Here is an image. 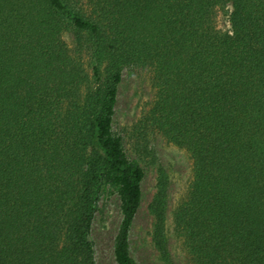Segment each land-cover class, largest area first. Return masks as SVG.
<instances>
[{
	"label": "trees",
	"instance_id": "1",
	"mask_svg": "<svg viewBox=\"0 0 264 264\" xmlns=\"http://www.w3.org/2000/svg\"><path fill=\"white\" fill-rule=\"evenodd\" d=\"M88 3L0 0V264H96L102 182L120 194L116 264H138L129 235L145 170L112 127L131 65L155 71L149 119L194 160L175 220L196 264H264V0ZM68 26L93 43L92 77ZM167 182L160 166L148 204L165 260Z\"/></svg>",
	"mask_w": 264,
	"mask_h": 264
},
{
	"label": "rangeland",
	"instance_id": "2",
	"mask_svg": "<svg viewBox=\"0 0 264 264\" xmlns=\"http://www.w3.org/2000/svg\"><path fill=\"white\" fill-rule=\"evenodd\" d=\"M69 1L80 10L91 12L88 0ZM216 24L223 30L229 28L224 12H218ZM63 38L72 58L79 61L92 77L93 43L88 34L84 32L80 37L72 26H68L63 31ZM101 73L102 83L105 79L103 68ZM154 74L155 71L149 66L131 65L123 69L113 116V131L121 137L128 157L138 161L145 170L141 182V205L130 229V253L138 264H196L184 229L175 220L177 209L190 197L195 164L185 148L172 141L149 119L156 95ZM160 166L168 176L165 232L169 260H165L152 241L153 216L148 210V204L157 190ZM119 195L116 186L103 182L97 190L89 233V238L94 242L96 264H116L114 242L121 221Z\"/></svg>",
	"mask_w": 264,
	"mask_h": 264
}]
</instances>
